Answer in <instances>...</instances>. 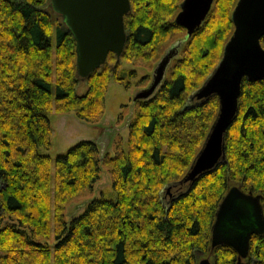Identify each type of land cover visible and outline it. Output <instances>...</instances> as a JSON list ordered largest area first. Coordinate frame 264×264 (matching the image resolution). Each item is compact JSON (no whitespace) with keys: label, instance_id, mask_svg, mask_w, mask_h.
I'll list each match as a JSON object with an SVG mask.
<instances>
[{"label":"trees","instance_id":"obj_1","mask_svg":"<svg viewBox=\"0 0 264 264\" xmlns=\"http://www.w3.org/2000/svg\"><path fill=\"white\" fill-rule=\"evenodd\" d=\"M181 1L130 0L119 57L108 53L82 78L75 40L61 17L53 18L49 0H0V264H197L209 255L212 264H237L233 248L210 246L211 225L231 185L259 193L264 212V78L241 80L225 158L178 184L219 109L215 94L190 97L222 57L237 0H213L190 35L174 21ZM177 42L180 58L149 97L136 99L127 148L106 158L112 195L91 199L66 222L64 204L92 186L106 152L80 140L56 155L52 174L50 156L41 152L50 145L52 104L92 122L103 112L109 79L134 75L122 61L152 62ZM51 212L52 252L38 240L49 235ZM241 264H264V233L251 235Z\"/></svg>","mask_w":264,"mask_h":264},{"label":"water","instance_id":"obj_2","mask_svg":"<svg viewBox=\"0 0 264 264\" xmlns=\"http://www.w3.org/2000/svg\"><path fill=\"white\" fill-rule=\"evenodd\" d=\"M212 2L182 0L174 21L190 35L201 25ZM49 4L75 40L79 77H87L101 67L108 53L119 57L126 41L124 16L130 9V0H49ZM231 18L234 29L224 45L219 63L190 97V100H201L215 94L219 109L202 147L178 184L188 185L225 158L224 133L236 113L241 80L243 77L250 80L264 78V47L260 43L264 35V0H237ZM178 46L177 42L168 47L153 69L150 84L136 93L135 100L145 99L153 93ZM260 198L259 193L231 185L216 210L210 246H230L237 253V264L248 255L251 235L264 233ZM197 264L212 263L203 256Z\"/></svg>","mask_w":264,"mask_h":264},{"label":"rangeland","instance_id":"obj_3","mask_svg":"<svg viewBox=\"0 0 264 264\" xmlns=\"http://www.w3.org/2000/svg\"><path fill=\"white\" fill-rule=\"evenodd\" d=\"M53 18L60 20V16L55 12L53 13ZM166 49L168 48H164L161 52V57L164 55ZM180 56L179 51L167 65L164 77H166L174 60L180 58ZM161 57L152 62L122 61L120 68L133 70L134 75L130 76L128 73H125L126 79L123 81L117 80L114 77L109 79L105 92L103 112L92 122L78 119L73 112L57 113L52 104L51 109L47 113L51 125L50 145L46 149H41V152L50 156L52 174L54 172L56 155L64 153L69 147L80 140L95 141L98 143L101 153L104 154L106 152L103 158L105 160H102L99 165V177L93 182L92 186L80 191L64 204L63 215L66 222L73 216L80 214L91 199L99 195H104L105 197L112 195V177L109 166L105 163L106 158L114 156L118 148H127L128 125L138 110V102L135 100V95L150 84L153 69ZM108 62L111 63L112 60H108ZM85 89V81L81 78L78 91L79 93H83ZM179 190L175 189L174 191ZM49 223L50 232L48 237H39L38 240L48 245L52 252L55 243V224L52 212ZM208 258L212 262L210 255ZM52 263L53 260L51 258Z\"/></svg>","mask_w":264,"mask_h":264},{"label":"flooded vegetation","instance_id":"obj_4","mask_svg":"<svg viewBox=\"0 0 264 264\" xmlns=\"http://www.w3.org/2000/svg\"><path fill=\"white\" fill-rule=\"evenodd\" d=\"M152 77H153V74H152ZM152 80V79H151Z\"/></svg>","mask_w":264,"mask_h":264},{"label":"bare ground","instance_id":"obj_5","mask_svg":"<svg viewBox=\"0 0 264 264\" xmlns=\"http://www.w3.org/2000/svg\"><path fill=\"white\" fill-rule=\"evenodd\" d=\"M226 132V131H225Z\"/></svg>","mask_w":264,"mask_h":264}]
</instances>
